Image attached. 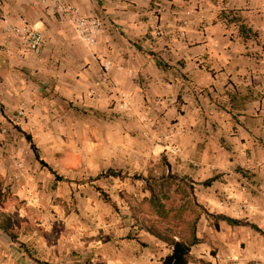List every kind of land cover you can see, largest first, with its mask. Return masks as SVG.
<instances>
[{
	"label": "crops",
	"instance_id": "crops-1",
	"mask_svg": "<svg viewBox=\"0 0 264 264\" xmlns=\"http://www.w3.org/2000/svg\"><path fill=\"white\" fill-rule=\"evenodd\" d=\"M63 2L82 17L102 20L104 32L95 47L78 38L72 21L57 12L56 0H0V124L16 119L18 135L10 133L29 150L23 154L0 139L3 193L11 189L32 211L49 205L50 173L16 127L33 136L50 165L44 150L60 140L50 127L62 113V141L70 144H63L58 156L63 163L72 157L69 163L79 173L92 179L109 170L145 175L152 159L164 157L172 173L195 183L197 202L209 213L249 222L264 233V0ZM19 19L43 35L40 56L26 55L20 41L5 32L6 22ZM240 26L249 31L247 39ZM105 60L113 65L117 88L91 98ZM118 92L131 101L123 115L112 112ZM70 105L84 116L71 117ZM22 106L26 115L18 119ZM212 179L210 187L202 185ZM134 184L138 200L150 196L144 183ZM93 198L90 204L107 205L98 192ZM106 216H63L58 221L74 231L57 235L38 233L35 218L22 213L31 234L20 230V241L49 264H163L171 253L138 231L129 213ZM217 225L200 219L201 243L189 264H264L262 234L222 221ZM0 264L37 263L0 230Z\"/></svg>",
	"mask_w": 264,
	"mask_h": 264
},
{
	"label": "trees",
	"instance_id": "trees-1",
	"mask_svg": "<svg viewBox=\"0 0 264 264\" xmlns=\"http://www.w3.org/2000/svg\"><path fill=\"white\" fill-rule=\"evenodd\" d=\"M233 20L239 23L238 19L235 18ZM240 34L242 38L247 39L249 31L244 26H240ZM16 130L23 135L30 146L36 162L54 177L55 183H72V181L59 176L45 162L31 134L23 132L19 127H16ZM162 166L165 171L159 176L129 175L109 170L107 173L98 175L90 180L91 183L100 180L144 183V190L150 196L140 201H135L129 206L130 217L138 231L150 234L171 249V253L163 260V264H189L192 249L201 243V240L197 237V225L203 216L214 221L216 228H218L217 224L222 221L232 227H249L264 236L262 230L249 222L209 213L197 202L195 183L186 177L172 173L171 167L164 157L162 158ZM213 182H215V179L209 180L202 185L210 187ZM95 190L105 203L109 204L113 209H117L116 204L111 201L102 188L95 187ZM11 221L12 216L10 214L0 213V230L8 235L11 242L17 245L30 260L37 264H49L41 262L33 256L30 247L26 243L21 242L19 235L13 231Z\"/></svg>",
	"mask_w": 264,
	"mask_h": 264
},
{
	"label": "rangeland",
	"instance_id": "rangeland-1",
	"mask_svg": "<svg viewBox=\"0 0 264 264\" xmlns=\"http://www.w3.org/2000/svg\"><path fill=\"white\" fill-rule=\"evenodd\" d=\"M70 109L72 110L71 117L78 118L84 116L82 113L83 111H81L79 108H74L72 105H70ZM61 114L62 113H60V117ZM60 117L53 120L56 121L60 119V122L50 127V133L56 137L58 136L60 140L58 142L50 141V147L48 145L44 152L46 159L50 162V166L57 172V174L72 181V183L56 184L54 177L50 174V203L45 207L44 210L39 211L30 210H34L32 207L27 208V202L21 201L19 196L10 190H7V192L3 193L1 188L2 186L0 185V210H5L12 216L11 226L13 231L18 235H20V230L30 233V220L26 225L24 218L20 217V214L22 213H24L26 217L35 218L37 222L34 224V230L38 233L43 234L48 232L50 234L51 231L54 234L56 233L59 235L66 231H74V228H66L64 226V222H59L63 216L68 217L73 215L78 217V219H80V217L83 215H104L107 217V214H113L122 216L128 213L130 214L129 206L135 201H140L138 199H140L141 195L137 192V186L134 183H121L119 180H100L91 183L90 178L92 179V177L79 173L77 170H75L76 168L74 164L69 163V161L71 162L72 157H68L67 162L63 163V158L58 156V149H61L63 144L69 146L70 143H64L62 141L63 137L61 134L63 133V124L66 120H63ZM13 121L14 123L17 122L16 119ZM14 123L11 122L6 126H2V124H0V128L7 130L5 135L1 134L0 132V139H2V143H5L6 141L13 142V147L16 149V151L23 152V154L26 152L28 153L29 150L24 148V145L21 143V139L19 137L12 136L11 134H15L13 129ZM15 135L17 136L18 134ZM48 149H50V152H48ZM67 153L70 154L71 151L68 149ZM71 156H73V154ZM147 171L148 172L145 175H140L159 176L165 171V169L162 166V161L152 159L151 164L147 167ZM45 180V178H41V181L45 182ZM100 184H103L107 187L109 193L106 194L111 199V201L112 199H115V204L117 206L116 210L113 209L109 204H90V201L94 202L93 195L96 196V192L92 190V187L101 188ZM42 216H45V218ZM66 217L64 219H66ZM75 221L77 222V218ZM44 224L46 227L42 226Z\"/></svg>",
	"mask_w": 264,
	"mask_h": 264
},
{
	"label": "built area",
	"instance_id": "built-area-1",
	"mask_svg": "<svg viewBox=\"0 0 264 264\" xmlns=\"http://www.w3.org/2000/svg\"><path fill=\"white\" fill-rule=\"evenodd\" d=\"M55 8L62 18L72 21L77 36L82 42L90 48L97 45L99 37L104 32V24L102 20L80 16L76 9L64 3L63 0H56ZM225 17V20H232V17L229 15H226ZM5 32L21 42L26 55H32L35 57L41 55L45 44L44 37L40 32L33 29L26 20L19 19L16 24L6 22ZM155 32L159 36L161 35L162 29L158 26L155 28ZM112 68L113 65L110 61L105 60L102 62L98 78L94 82L93 88L89 91L91 98L96 97L97 94L103 90H108L110 92L116 90L117 84L111 78ZM130 110V98L125 93H116V100H114V104L112 105V112L115 115H123ZM25 113L26 111L22 106L17 113V118H23L26 115ZM0 132L5 135L7 130L0 128ZM174 151L178 153L177 149H174ZM17 168L21 169L22 164L18 163ZM13 179L17 180L18 177L15 176ZM7 188H9V186ZM7 190L12 191L11 189H6L5 192H7Z\"/></svg>",
	"mask_w": 264,
	"mask_h": 264
}]
</instances>
